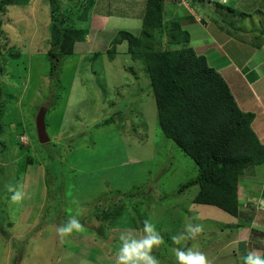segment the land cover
Masks as SVG:
<instances>
[{"label":"rangeland","instance_id":"374dc122","mask_svg":"<svg viewBox=\"0 0 264 264\" xmlns=\"http://www.w3.org/2000/svg\"><path fill=\"white\" fill-rule=\"evenodd\" d=\"M77 1L29 0L0 15V42L8 59L2 60L6 70L0 88L10 101L0 121L6 130L0 142L8 151L3 155L0 150V214L9 233L0 227V264H118L124 244L150 235L146 224L160 239L148 253L156 264H178L177 251L186 247L203 254L206 264H244L250 253L264 257V235L259 233H264V164L241 177L238 217L194 202L199 185L183 192L179 188L197 176L198 166L162 133L154 94L146 87L144 60L132 59L123 44L113 60L102 53L93 67L86 62L110 42V33L101 34L104 13L142 15L146 0H98L89 12L92 32L87 40L77 43L74 57L50 73L51 14L58 10L63 15ZM226 1L236 9L202 0L192 1L195 7L187 0H166V21L170 28L174 17H192L183 26L192 32L190 45L225 76L242 109L255 114L253 127L264 142V48L255 49L264 40V0ZM199 18L219 29V38L213 41L209 35L206 43L196 33L195 23L202 26ZM128 26L121 28L138 30ZM160 33L164 45L169 32ZM9 49L21 53L15 64H10ZM125 65H134L139 78ZM255 74L262 78L254 82ZM42 107L48 109L49 145L40 142L36 125ZM110 118L111 124L102 125ZM54 146L60 150L56 166L46 157ZM47 166H53L49 181ZM58 175L60 189L54 182ZM9 187L23 193L20 201H12ZM117 203L125 205L122 216L105 223L104 212ZM72 219L79 221L80 230L62 235L59 230ZM189 225L202 231L191 238Z\"/></svg>","mask_w":264,"mask_h":264},{"label":"trees","instance_id":"16d2710c","mask_svg":"<svg viewBox=\"0 0 264 264\" xmlns=\"http://www.w3.org/2000/svg\"><path fill=\"white\" fill-rule=\"evenodd\" d=\"M97 1L78 0L63 15L58 10L52 12L51 47L47 51L51 74L59 70L62 62L74 57L77 43L87 40L91 32L89 12L94 11ZM28 3L29 0H0V15L11 5ZM195 3L191 4L195 7ZM217 6L220 8L223 5ZM223 7L235 10L230 5ZM242 14L247 15L244 12ZM166 18V0H146L141 29L136 32L121 29L113 33L109 37V44L88 55L86 62L93 67L102 53L113 60L118 55V47L123 44L126 45L124 52L132 59L144 60L149 79L146 87L154 94L162 133L191 156L198 166L197 176L183 183L179 188L180 192L197 184L199 192L194 202L217 206L238 217L241 177L249 168L264 164V142L253 127L255 114L242 109L225 76L209 64L206 55L190 45L191 33L183 26L184 22L192 21V17H174L169 22L170 28ZM3 22L0 17V28ZM166 30L170 40L163 45L160 32ZM263 43L264 40L258 47ZM4 48V44L0 42V75L6 70L2 60L8 61ZM7 53L14 60L10 64L17 63L15 60L21 57V53L14 49L7 50ZM125 68L139 78L134 65H125ZM13 75L15 76L14 72ZM92 75H97V72H92ZM142 90L144 88L140 93ZM3 95L4 88H0V121L4 119L10 102ZM112 122V118L106 119L102 125ZM5 131L0 125V138ZM5 145L4 141L0 142L3 155L8 152ZM55 147H50L46 152L48 163L52 161L53 166L58 163L56 157H59L60 152ZM53 166L46 167L48 181L52 176ZM54 182L57 189L63 185L60 175L54 176ZM56 194L59 197L61 195L59 190H56ZM124 210L123 203L114 204L104 212L102 219L105 223L114 222L122 216ZM57 212L58 209H55L54 213ZM0 227L9 235L1 214ZM259 233L264 235L263 232ZM182 251L187 252L188 247Z\"/></svg>","mask_w":264,"mask_h":264},{"label":"clouds","instance_id":"9594fccd","mask_svg":"<svg viewBox=\"0 0 264 264\" xmlns=\"http://www.w3.org/2000/svg\"><path fill=\"white\" fill-rule=\"evenodd\" d=\"M188 2L192 3V1L196 2L198 0H187ZM206 1L208 4L215 3L216 7L217 4L228 6L226 5L228 2L226 0H219L217 2L211 0H202ZM221 6L220 8H224ZM9 191L13 192L11 199L13 202H18L21 200L23 193L20 191L14 190L12 187H9ZM81 225L78 220L72 219L70 223L66 227L61 228L59 231L62 235L71 233L74 229L80 230ZM188 233L190 234L191 238H195L196 235L202 231L200 226H188ZM145 231L150 233V235L138 242H134L132 245L124 244L119 250V257H118V264H156L155 260L148 254L153 245H158L160 243V239L158 235L154 233V229L151 225H145ZM176 243L180 242V238L174 237L173 238ZM177 261L178 264H206V258L203 254L197 252H184V251H177ZM244 264H264V257L258 254H249L244 261Z\"/></svg>","mask_w":264,"mask_h":264},{"label":"crops","instance_id":"0c3cea01","mask_svg":"<svg viewBox=\"0 0 264 264\" xmlns=\"http://www.w3.org/2000/svg\"><path fill=\"white\" fill-rule=\"evenodd\" d=\"M207 3V2H206ZM201 8H204V9H211V8H207L206 7V5L204 6V7H201ZM234 9H236L235 7H234ZM145 10V9H144ZM144 10L142 11L143 13H142V15H137V14H123V15H115V13L113 14L111 11H108V13L107 12H105L104 13V15H103V17L106 19V28H102L101 30H102V32H101V34H103V36L106 34V33H110V36L113 34V33H116V32H118L119 30H121L122 28L121 27H124V26H131V27H134V29L136 30V29H141V27H142V16H143V14H144ZM139 14V13H138ZM97 15H100V14H97ZM241 15H243V14H241ZM121 16V17H120ZM244 16V15H243ZM120 17V18H119ZM250 17V15H246V18H249ZM201 18H203L205 21L207 20L206 18H207V16L206 15H203ZM201 18H199V21L201 20ZM114 19H116V21L114 20ZM248 20V19H247ZM254 21H256V20H254ZM207 22V21H206ZM263 22H264V15H263ZM200 24H202L201 23V21L199 22ZM256 23V22H255ZM196 24V29H197V31H196V33H198L200 36L201 35H203V36H201L202 38H204V37H206V39L207 40H205L206 41V43H208V36L210 35L211 37H210V39H212L213 41H215L216 40V38H219L218 37V32H220V30L219 29H215V28H213L212 27V25H204V24H202V26H197V24L198 23H195ZM258 24V26L257 27H260L259 26V22L257 23ZM128 26V27H129ZM236 29L238 28V26L237 27H235ZM244 28V27H243ZM245 28H247V31H250L251 29H249V26L248 27H245ZM194 29V28H193ZM191 31V30H190ZM216 31V33H214ZM92 32V31H91ZM192 33V32H191ZM243 34V33H242ZM192 36V35H191ZM217 36V37H216ZM234 37H237V38H239L240 39V37L238 36V35H233ZM201 38V39H202ZM194 39V38H193ZM196 39V38H195ZM102 40V39H101ZM85 42V41H84ZM219 44L221 45L222 43L221 42H219ZM200 45V44H199ZM201 47V46H200ZM222 48L224 49L225 47H224V45L222 46ZM262 48H264V44H262V46L260 47H256L255 49H257V50H259V49H262ZM262 50H264V49H262ZM253 53L255 54L256 53V51H254L253 50ZM253 54V55H254ZM251 58L252 57H250L247 61H245V64H247L250 60H251ZM260 78H262V76L261 75H258V74H255V81L254 82H256L257 80H259ZM253 92V91H252ZM253 94H254V96L255 97H257V98H259V96L257 95V94H255L254 92H253ZM238 100V99H237ZM239 103V102H238ZM239 105H240V103H239ZM241 106V105H240ZM247 174V173H246ZM255 223L258 225V226H260V228L261 227H263L258 221H256L255 220ZM259 228V229H260ZM262 229V228H261ZM263 231V230H262ZM263 241H264V238H263Z\"/></svg>","mask_w":264,"mask_h":264},{"label":"water","instance_id":"95a60500","mask_svg":"<svg viewBox=\"0 0 264 264\" xmlns=\"http://www.w3.org/2000/svg\"><path fill=\"white\" fill-rule=\"evenodd\" d=\"M48 109L46 107H42L37 116V130L39 135V140L41 143H47L51 140L48 130H47V121H46V114Z\"/></svg>","mask_w":264,"mask_h":264},{"label":"bare ground","instance_id":"6f19581e","mask_svg":"<svg viewBox=\"0 0 264 264\" xmlns=\"http://www.w3.org/2000/svg\"><path fill=\"white\" fill-rule=\"evenodd\" d=\"M211 1H213V0H211Z\"/></svg>","mask_w":264,"mask_h":264}]
</instances>
